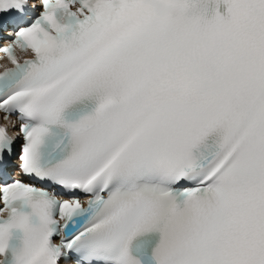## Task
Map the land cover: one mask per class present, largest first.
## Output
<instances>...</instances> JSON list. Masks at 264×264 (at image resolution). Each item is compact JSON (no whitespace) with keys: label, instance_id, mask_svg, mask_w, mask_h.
<instances>
[{"label":"snow or ice","instance_id":"snow-or-ice-1","mask_svg":"<svg viewBox=\"0 0 264 264\" xmlns=\"http://www.w3.org/2000/svg\"><path fill=\"white\" fill-rule=\"evenodd\" d=\"M0 52V264H264V0H0Z\"/></svg>","mask_w":264,"mask_h":264}]
</instances>
